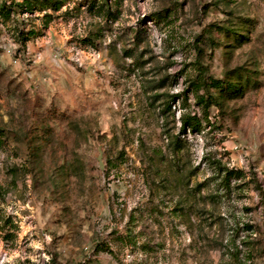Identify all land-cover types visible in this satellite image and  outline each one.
I'll list each match as a JSON object with an SVG mask.
<instances>
[{
	"label": "rangeland",
	"instance_id": "rangeland-1",
	"mask_svg": "<svg viewBox=\"0 0 264 264\" xmlns=\"http://www.w3.org/2000/svg\"><path fill=\"white\" fill-rule=\"evenodd\" d=\"M261 191L264 0H0V264H264Z\"/></svg>",
	"mask_w": 264,
	"mask_h": 264
},
{
	"label": "trees",
	"instance_id": "trees-1",
	"mask_svg": "<svg viewBox=\"0 0 264 264\" xmlns=\"http://www.w3.org/2000/svg\"><path fill=\"white\" fill-rule=\"evenodd\" d=\"M205 84H207V82H205V81H203L201 83H192L191 86H194L193 92L197 94L204 87ZM212 84L214 87L219 86L218 82L212 81ZM198 100L200 101V103H205V107L206 106L208 107V105H206V101L204 100L203 97H198ZM205 118H207V115L205 116ZM182 122H183L182 129H181L182 131H184L185 129H189L191 132H195V131L201 132L202 131V123L196 117H185ZM239 173H240L239 171H236L235 175H233V176L236 177V176H238ZM229 176H231L230 172L227 173L226 177H229ZM261 192H262V195H264V191H261Z\"/></svg>",
	"mask_w": 264,
	"mask_h": 264
}]
</instances>
